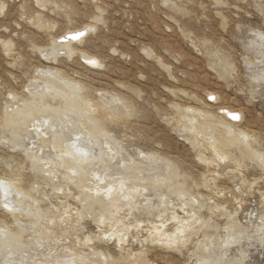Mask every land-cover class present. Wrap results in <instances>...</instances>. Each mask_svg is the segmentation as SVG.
Instances as JSON below:
<instances>
[{
  "label": "rangeland",
  "instance_id": "obj_1",
  "mask_svg": "<svg viewBox=\"0 0 264 264\" xmlns=\"http://www.w3.org/2000/svg\"><path fill=\"white\" fill-rule=\"evenodd\" d=\"M2 182L0 264H264V0H0Z\"/></svg>",
  "mask_w": 264,
  "mask_h": 264
},
{
  "label": "bare ground",
  "instance_id": "obj_2",
  "mask_svg": "<svg viewBox=\"0 0 264 264\" xmlns=\"http://www.w3.org/2000/svg\"><path fill=\"white\" fill-rule=\"evenodd\" d=\"M85 27V26H84ZM83 28V27H82ZM82 28H80V29H76V30H71V31H67V32H65L63 35H61V36H57V38L56 39H52L53 40V43H55L56 45H58V46H63V47H67L69 50H71V51H73V49L71 48V47H73L74 45H72L71 44V42H70V44L69 43H67V44H63V42H69L70 40H71V38L75 35V34H77V33H80L81 31H84V29H82ZM55 45V46H56ZM54 48V47H53ZM85 58H88V60H90V61H92V62H97V59L94 57V56H85ZM76 84H74V86H75ZM74 86H73V88H74ZM64 87V86H63ZM76 87V86H75ZM70 88H72V86L70 87ZM71 89L72 91L74 90V89ZM72 91L70 92V91H67L66 90V92H70L69 94H70V96H71V94H72ZM63 92H64V90H63ZM74 93H75V91H74ZM68 94V93H67ZM67 94H65V95H67ZM68 94V95H69ZM75 95V94H74ZM73 95V96H74ZM72 96V97H73ZM77 97V96H76ZM75 96L73 97V98H76ZM69 98V97H68ZM72 98V99H73ZM78 98V97H77ZM71 99V98H70ZM69 99V100H70ZM75 100H77V99H75ZM70 101H72V100H70ZM42 102V101H41ZM74 102V101H73ZM76 102L77 101H75V104H76ZM217 103V102H216ZM23 104V103H22ZM72 105H74V103H71ZM48 105V104H47ZM25 106H26V104H25ZM22 107V108H20V109H18L17 111H15V112H11V113H9V114H7L6 115V119H5V122H6V124L7 125H10V124H13V122H20V125H21V123H22V121H24V119H26V116H27V113H28V111H29V109H26V107ZM76 106V105H75ZM78 106V105H77ZM46 107V106H45ZM49 107V106H48ZM31 108V107H30ZM73 108H76V107H73ZM17 109V108H16ZM37 109V108H36ZM43 109H45L44 107H43ZM30 110H32V108L30 109ZM34 110V109H33ZM42 110V109H41ZM48 110V109H47ZM100 110V109H99ZM218 110H221V113L222 114H224L225 115V117L227 118V119H230V118H228L227 116H231V117H237V115H238V113L236 112V111H234V110H232V109H229L228 107H218ZM39 111V110H38ZM191 111V110H190ZM192 111H193V109H192ZM195 111V110H194ZM32 113H35V112H33V111H31ZM40 112V111H39ZM38 112V113H39ZM44 112H45V110H44ZM189 112V111H188ZM188 112H186L185 111V113L187 114ZM31 113V114H32ZM190 113V112H189ZM5 114V113H4ZM191 115V114H190ZM31 116V115H30ZM187 116V115H186ZM29 117V116H28ZM27 117V118H28ZM184 117H185V115H184ZM189 117H191V116H189ZM205 117V116H204ZM208 117H210V116H208ZM213 117V116H212ZM188 118V117H187ZM194 118V117H193ZM94 119V118H93ZM195 119V118H194ZM216 120V119H215ZM94 121V120H93ZM92 121V122H93ZM210 121V120H209ZM232 121V120H231ZM4 122V121H3ZM209 123V122H208ZM211 123V122H210ZM36 124H37V122H36ZM97 124V123H96ZM213 124H214V122H213ZM217 124V123H216ZM16 125V124H15ZM204 125V124H203ZM219 125V124H218ZM221 125H222V129L224 128V130H223V133L225 132V134L226 133H228L227 135H229L230 133H232L231 131H233V130H231V128H232V125L230 124V123H228V122H222V120H221ZM5 126V125H4ZM14 126V125H13ZM18 126V125H17ZM205 126V125H204ZM203 126V127H204ZM214 126V125H213ZM9 127V126H8ZM210 127V126H209ZM207 128V127H206ZM6 129V128H5ZM18 129V128H17ZM215 129V128H214ZM217 129V128H216ZM215 129V130H216ZM219 129V128H218ZM219 130H221V129H219ZM230 130V131H229ZM240 131V130H239ZM213 132V131H212ZM215 132V131H214ZM217 132H218V130H217ZM230 132V133H229ZM237 132V131H236ZM236 132H235V134H236ZM210 133V132H209ZM218 133H220V132H218ZM222 133V135L221 134H219L220 136H218L217 135V137L216 138H214V140H213V144H212V146H213V148H214V150L216 149V154H218L219 156H221V157H226V153H225V151H226V148H230V145H233L235 142L233 141L234 139V137L232 136V135H230V137L228 136V137H226L224 134ZM238 133V132H237ZM241 133V132H240ZM239 133V134H240ZM212 134V133H211ZM216 134V133H215ZM214 134V135H215ZM234 134V135H235ZM213 135V136H214ZM245 135V134H244ZM243 135V136H244ZM212 136V135H211ZM213 136H212V138H213ZM236 136V135H235ZM242 136V137H243ZM232 137V138H231ZM42 138V137H41ZM246 138H248V137H246ZM236 140L235 141H237V138H235ZM241 141V140H240ZM240 141H237V143L239 144V143H241L242 144V142H240ZM237 145V144H236ZM211 146V147H212ZM229 146V147H228ZM235 146V145H234ZM238 147V146H237ZM249 147V146H248ZM210 148V147H209ZM246 148V146L243 148V151H242V154L244 153V154H247V155H251L252 154V151H251V154L249 153V149H245ZM250 148V147H249ZM244 149H245V151H244ZM212 151H213V149H212ZM227 152V151H226ZM213 153H214V151H213ZM240 153V152H239ZM217 155V156H218ZM228 155V154H227ZM216 156V157H217ZM246 156V155H245ZM215 160V159H214ZM219 161H220V159H219ZM3 188H4V182H2L1 184H0V189H2L3 190ZM1 191V190H0ZM235 222V221H234ZM231 224V223H230ZM230 228V227H229ZM233 228V227H232ZM238 228V227H237ZM237 228H236V230H237ZM234 229H235V227H234ZM230 230V229H229ZM235 232V231H234ZM233 233V232H232ZM231 234V233H230ZM236 234V233H235ZM230 236H233V234L232 235H230ZM227 237H228V235H227ZM138 259H140L139 257H138ZM141 261L139 260V263H140ZM143 262V261H142ZM136 263H138V261L136 262ZM134 264V263H133Z\"/></svg>",
  "mask_w": 264,
  "mask_h": 264
}]
</instances>
